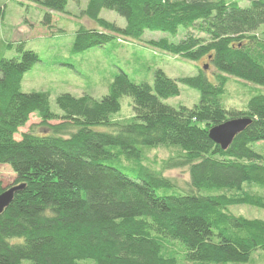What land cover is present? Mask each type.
Returning a JSON list of instances; mask_svg holds the SVG:
<instances>
[{
    "label": "trees",
    "instance_id": "16d2710c",
    "mask_svg": "<svg viewBox=\"0 0 264 264\" xmlns=\"http://www.w3.org/2000/svg\"><path fill=\"white\" fill-rule=\"evenodd\" d=\"M15 1L36 2L50 29L53 14L75 0ZM246 1L247 8L223 0H87L82 14L96 28L77 29L73 55L118 37L183 32L177 43L148 44L183 61L206 57L213 81L203 69L178 80L158 69L151 85L135 84L119 71L100 99L62 94L53 112L48 92L21 88L38 56L20 44L17 57L0 58V165L20 187L0 215V264H178L165 247L172 242L187 264H246L264 253V220L230 212L264 211V194L248 191L264 192V0ZM103 10L125 26L101 19ZM4 13L0 7V21ZM229 79L255 88L244 111L224 105ZM179 85L198 92L197 105L165 104ZM125 97L133 117L112 122ZM31 116L40 132L20 133ZM235 119L250 124L222 150L209 130ZM160 148L178 153L156 172L145 156ZM171 170H185L188 180L164 176ZM7 189L0 176V194Z\"/></svg>",
    "mask_w": 264,
    "mask_h": 264
},
{
    "label": "rangeland",
    "instance_id": "374dc122",
    "mask_svg": "<svg viewBox=\"0 0 264 264\" xmlns=\"http://www.w3.org/2000/svg\"><path fill=\"white\" fill-rule=\"evenodd\" d=\"M223 1L227 3L236 1L241 8L249 6L246 0ZM86 5L87 0L69 1L64 13L53 14L52 27L47 29L42 25L44 10L36 2H23L20 6L15 0H0V7H4L5 10L4 18L0 21V58L17 57L16 47L20 44L25 50L32 51L38 56L40 63L24 76L21 88L24 93L48 92L53 112H59L55 106V99L62 94H69L76 98L87 95L100 99L107 94L108 85L119 71H123L135 84L151 85L153 73L158 69L173 80L195 77L199 70L203 69L208 79L213 81L214 69L206 57L196 62L183 61L148 44L149 41H159L163 38L177 43L184 37L183 32H180L174 39L161 33L151 32H145L139 41L118 37L121 40L120 43L118 39H115L103 48L91 49L81 55H73L71 53L72 43L77 29L80 26L89 29L96 28L95 24L82 14ZM100 18L120 28L125 26L124 19L111 11L103 10ZM257 35H261L260 31ZM178 87L179 96L165 101V104L175 109L181 106L192 108L198 104V92L183 85ZM252 89L255 88L229 79L226 86L225 107L229 110L244 111L246 102L253 93ZM120 105L121 110L111 116L112 122H120L133 117L130 98H122ZM39 123L36 116H31L25 128L20 129L19 132H27L32 127L35 132H40V129L36 127ZM98 130L106 131L105 128H98ZM177 153L174 149L160 148L147 152L145 162L159 172L162 163ZM163 174L178 180L180 185L188 180L185 170L164 171ZM0 176L3 188L13 186L16 176L8 166L0 165ZM248 191L264 194L256 187L248 188ZM230 212L248 219L264 220V211L258 209L231 208ZM165 247L170 253L173 252L176 255L178 264H187L181 259L178 244L167 243ZM246 264H264V253L254 252Z\"/></svg>",
    "mask_w": 264,
    "mask_h": 264
},
{
    "label": "water",
    "instance_id": "95a60500",
    "mask_svg": "<svg viewBox=\"0 0 264 264\" xmlns=\"http://www.w3.org/2000/svg\"><path fill=\"white\" fill-rule=\"evenodd\" d=\"M250 124L247 119L229 120L221 125L215 126L209 130L208 136L210 140L218 145L222 150H226L234 138L242 133ZM20 187H12L0 194V215L9 206L13 199V195Z\"/></svg>",
    "mask_w": 264,
    "mask_h": 264
}]
</instances>
